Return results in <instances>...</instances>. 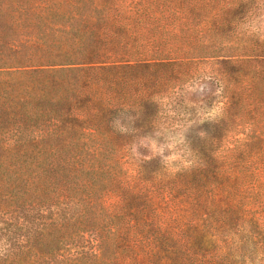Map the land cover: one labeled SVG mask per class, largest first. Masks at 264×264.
<instances>
[{
    "label": "trees",
    "instance_id": "obj_1",
    "mask_svg": "<svg viewBox=\"0 0 264 264\" xmlns=\"http://www.w3.org/2000/svg\"><path fill=\"white\" fill-rule=\"evenodd\" d=\"M246 2L0 0V20L15 27L5 41L0 33V264H140L121 262L138 210L106 202L122 189V130L94 117L93 106L121 110L130 94L122 84L138 72L159 70L151 85H177L207 59L254 48L239 43L264 31L239 30ZM114 68L135 73L107 75ZM227 207L213 221L236 237L224 243L264 244V214L250 230Z\"/></svg>",
    "mask_w": 264,
    "mask_h": 264
},
{
    "label": "rangeland",
    "instance_id": "obj_2",
    "mask_svg": "<svg viewBox=\"0 0 264 264\" xmlns=\"http://www.w3.org/2000/svg\"><path fill=\"white\" fill-rule=\"evenodd\" d=\"M236 22L239 30L264 29V0H247ZM0 26L5 41L15 27L4 18ZM239 39L254 48L237 49L229 61L207 59L177 85H151L148 78L159 70L138 72L137 82L122 84L130 94L121 110L104 100L94 104V117L122 130V189L106 202L138 210L126 231L133 249L123 252L122 263L264 264V244L228 246L224 240L236 237L213 222L225 206L247 217L250 230L264 214V31L252 42ZM125 73L135 72L114 68L107 75ZM97 93L105 94L100 87ZM242 116L255 126L237 129Z\"/></svg>",
    "mask_w": 264,
    "mask_h": 264
}]
</instances>
